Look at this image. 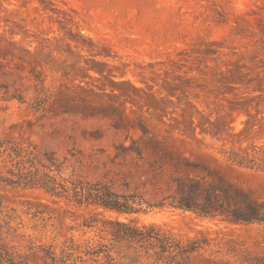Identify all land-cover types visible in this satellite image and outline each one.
Returning <instances> with one entry per match:
<instances>
[{"label": "rangeland", "instance_id": "obj_1", "mask_svg": "<svg viewBox=\"0 0 264 264\" xmlns=\"http://www.w3.org/2000/svg\"><path fill=\"white\" fill-rule=\"evenodd\" d=\"M140 126L179 157L264 199V0H0V136L29 137L59 156L104 150L98 159L107 163L113 146ZM239 149L253 150L255 168L227 161ZM26 201L50 221L23 214ZM115 218L0 185L2 244L29 264H42L31 259L39 247L59 252L69 237L112 247L100 230ZM91 219L93 227L82 226ZM118 219L206 239L205 258L264 257V224L169 208ZM112 256L153 264L120 246Z\"/></svg>", "mask_w": 264, "mask_h": 264}, {"label": "trees", "instance_id": "obj_2", "mask_svg": "<svg viewBox=\"0 0 264 264\" xmlns=\"http://www.w3.org/2000/svg\"><path fill=\"white\" fill-rule=\"evenodd\" d=\"M10 99L22 102L20 96L13 95ZM137 129L139 134L126 135L113 146L107 163H100L98 159L104 150L85 154L71 149L59 156L29 137L0 136V185L40 192L53 203L63 202L117 215L115 219L101 222L100 231L108 237L112 247L79 244L69 237L61 243L59 252L53 245L39 247L31 254L33 261L118 264L112 252L114 246H120L141 252L152 259L153 264L189 261L229 264L203 256V250L209 246L206 239H183L158 225H139L133 219L120 221L118 217L169 208L232 225L264 224V199L233 183L219 171L189 162L169 151L162 137L149 133L143 126ZM92 138L98 140L100 137ZM252 152L247 149L233 151L227 161L238 168L253 169L257 163ZM100 167L103 172L96 176ZM22 206L25 207L23 214L43 222L50 221V217L44 218L42 212L33 209L29 201ZM10 212L8 220L11 221L16 210ZM95 223L97 221L91 219L82 226L91 228ZM29 263L28 258H15L0 238V264ZM240 264H264V257L242 260Z\"/></svg>", "mask_w": 264, "mask_h": 264}]
</instances>
